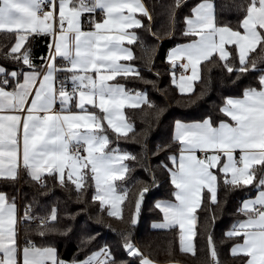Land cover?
Masks as SVG:
<instances>
[{"label":"snow or ice","instance_id":"snow-or-ice-1","mask_svg":"<svg viewBox=\"0 0 264 264\" xmlns=\"http://www.w3.org/2000/svg\"><path fill=\"white\" fill-rule=\"evenodd\" d=\"M167 8L169 36L176 31L178 13L187 9L180 29L187 42L176 44L166 56L173 69L171 83L181 96L194 103L205 94L201 90L198 96L192 95L195 83L202 80L205 62L212 66L219 62L234 77L233 84L241 82V91L223 97L220 119L175 120L171 143L178 155L169 154V163L158 165L168 173L174 200L155 203L162 219L152 227L178 229L179 251L197 257L202 204L220 206L221 184L226 191L255 189V196L243 199L237 209L245 219L234 223L225 236L237 241L230 255L239 264H264V67L260 66L264 64V0H196L192 4L171 0ZM227 12L238 13L236 26L219 19ZM152 19L142 0H0V33L13 38L6 50H0V59L15 66L10 71L0 65V264H128L118 262L106 244L86 253L84 259H61L48 238L67 236L71 223L61 225L56 206L43 215L36 212L35 195L26 198L21 212L16 186L23 179L44 195L51 178L62 188L71 186L85 205L87 189L94 187L91 200L99 202L102 211L107 206L109 217L124 222L122 205L129 192L118 190V182H126L134 170L127 162L137 161L135 154L119 145L136 136L125 110H153L157 117L163 111L146 91L125 82L156 84L145 80L134 63L143 59L151 71L155 48L145 46L136 30L143 29L158 40L145 23ZM33 36L47 39L45 56H32L26 45ZM132 46L144 49L143 55L138 57ZM177 68L183 70L179 79ZM170 146L158 145L153 155ZM152 184L156 185L155 175ZM8 188L16 192L10 195ZM148 191L145 184L131 201L129 228L137 225ZM75 215L65 213L69 221ZM208 219L214 224L215 213ZM120 236L129 257L138 258L139 264H157L136 246L130 231ZM94 239L82 236L78 248H88ZM205 240L207 264H221L210 231Z\"/></svg>","mask_w":264,"mask_h":264},{"label":"trees","instance_id":"trees-1","mask_svg":"<svg viewBox=\"0 0 264 264\" xmlns=\"http://www.w3.org/2000/svg\"><path fill=\"white\" fill-rule=\"evenodd\" d=\"M149 7L153 19L145 23L149 25L152 32L156 36L151 35L143 29H137L138 35L145 46L155 48L154 63L149 65L151 71L145 68L143 59H137L134 63L140 68L145 80L156 81L155 85L147 84L141 81H125L128 87L135 88L140 91H146L148 98L153 101L158 108L163 109L156 116L153 110L145 109L133 110L126 109L128 119L135 125L136 136L134 139L121 140L120 148L123 151L133 153L137 156V161H129L127 163L133 167L126 179V182H118L120 189H127L129 197L125 201L123 207L124 222L117 220L107 215V206L105 210L98 207L99 202H93L91 196L94 194V187L87 189L85 205L76 199V193L72 191L71 186L68 189L60 187L54 180L49 178V191L47 194L40 195L30 183L21 182L16 186L19 189L17 193V203L23 208L26 198L28 200L35 199L37 204L35 211L40 215L45 214L51 207L56 206L61 215V225L71 223L72 232L67 236L54 235L48 238L49 242L54 244L59 252L60 258L66 261L81 260L85 258L86 253L97 250L99 247L108 245L118 262L127 261L128 264H139L138 258L129 257L126 251L121 247L122 239L121 232L130 231L131 239L136 246L141 249L146 255L157 262V264H168L169 261L179 264H207L208 253L206 247V231H210L216 243V248L219 253L221 264H239L230 255L231 246L237 242L235 238L229 239L225 233L231 230L232 225L237 221L245 219L238 213L237 209L241 205V201L246 198L255 196V189L226 191L223 185L218 189V200L221 202L219 207L210 205L207 201L202 204L201 210H198L197 229L199 235L196 238L197 257L191 254H184L179 251V233L178 229L155 230L152 227L154 222H160L162 214L154 207L159 200H174L171 195L172 186L169 181L168 173L158 167L161 161L169 163L167 156L169 154H177V146L171 143L173 127L175 120L183 122H193L201 120L207 116H212L213 119H220L219 107L222 104L224 96L240 94V81L233 84L231 81L234 77H230L226 71L220 66L219 62L216 66L207 64L201 65L200 82H196L193 97L198 96L201 90L204 95L189 102L185 96H181L178 89L171 83L172 77L169 75L173 69L166 61L168 51L176 44L187 42L186 38L180 35V29L183 27L182 16L187 12V9L181 10L177 15L175 25L176 31L174 35H166L169 28L168 8L171 0H142ZM196 0H188L189 4L195 3ZM220 3V0H217ZM238 13L227 12L221 13L219 19L236 26L238 23ZM13 43V38L0 33V50H6L5 46H10ZM47 39L43 36H33L30 38V47L33 57H41L47 54ZM133 49L138 57L143 55L144 49L139 46H133ZM259 52V49L257 50ZM252 56H257V53H252ZM35 63L39 64L37 59ZM0 65L14 70L15 66L9 61L0 59ZM264 67V64L260 65ZM210 69V70H209ZM157 73L159 74L157 76ZM177 78V69H175ZM146 132V135H145ZM132 137L133 134L129 133ZM147 148L145 150L144 145ZM171 144L166 150L159 151L153 155L158 145ZM147 167L148 171H145ZM156 177V185L152 184V176ZM145 184L149 186V191L145 193L144 200L141 204V210L138 218V223L134 228H129L127 220L132 211V204L139 189ZM2 187V185H0ZM10 195L16 192L15 189L8 188ZM81 209H84L83 211ZM66 212L76 213L75 218L69 221L65 217ZM215 213L216 219L212 224L208 217ZM101 221L98 223L97 221ZM21 241L25 234L24 223L20 230ZM33 238L40 243V238ZM93 235L95 239L91 242L88 248L83 250L78 248L82 236ZM171 249L172 254H168Z\"/></svg>","mask_w":264,"mask_h":264},{"label":"crops","instance_id":"crops-1","mask_svg":"<svg viewBox=\"0 0 264 264\" xmlns=\"http://www.w3.org/2000/svg\"><path fill=\"white\" fill-rule=\"evenodd\" d=\"M143 2V1H142ZM133 47V46H132ZM134 50V49H133ZM172 68V67H171ZM177 73H178V75H177V79H179V77H180V75L182 74V72H179V71H177ZM188 74H190V72L188 73ZM156 223H158V222H156ZM153 225V224H152ZM154 229V228H153ZM155 230H162V229H155ZM174 264H179V263H174Z\"/></svg>","mask_w":264,"mask_h":264},{"label":"built area","instance_id":"built-area-1","mask_svg":"<svg viewBox=\"0 0 264 264\" xmlns=\"http://www.w3.org/2000/svg\"><path fill=\"white\" fill-rule=\"evenodd\" d=\"M177 71H179V72H183V70H182V69H179V68H177ZM19 208H20V211L22 212V211H23V208H21V207H19ZM22 224H23V222H21L20 225H19L20 230H21V226H22Z\"/></svg>","mask_w":264,"mask_h":264}]
</instances>
